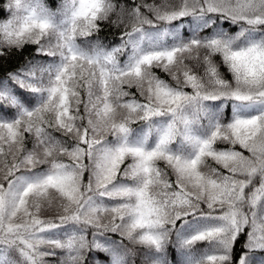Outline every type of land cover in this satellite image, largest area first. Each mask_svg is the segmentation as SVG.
Returning a JSON list of instances; mask_svg holds the SVG:
<instances>
[{
    "label": "snow or ice",
    "instance_id": "1",
    "mask_svg": "<svg viewBox=\"0 0 264 264\" xmlns=\"http://www.w3.org/2000/svg\"><path fill=\"white\" fill-rule=\"evenodd\" d=\"M0 7V264H264V0Z\"/></svg>",
    "mask_w": 264,
    "mask_h": 264
},
{
    "label": "trees",
    "instance_id": "2",
    "mask_svg": "<svg viewBox=\"0 0 264 264\" xmlns=\"http://www.w3.org/2000/svg\"><path fill=\"white\" fill-rule=\"evenodd\" d=\"M43 2L52 7L53 10L59 7V4L61 0H43ZM5 3V0H0V6H2ZM8 18V13L5 11L3 7H0V21L5 20ZM101 36L103 38V42L108 45L109 47L115 46L116 44L120 43L119 36L113 35L111 33L110 29H105L103 33H101ZM35 45H28L25 47V50L22 55L14 56L11 61H9L4 68L7 70H14L15 68L19 67L21 64L24 63V57H31V55L34 54ZM120 59H123V57H120ZM3 74V70H0V75ZM162 77H164L163 73H160ZM132 92H135V89H131ZM113 239H119L117 236L113 235ZM239 247V245H238ZM196 249H203V245H197ZM195 251V250H194ZM178 258V254H173V259ZM49 259H55V258H49Z\"/></svg>",
    "mask_w": 264,
    "mask_h": 264
}]
</instances>
